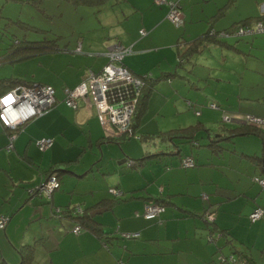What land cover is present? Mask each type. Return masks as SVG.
Listing matches in <instances>:
<instances>
[{
  "label": "crops",
  "instance_id": "obj_1",
  "mask_svg": "<svg viewBox=\"0 0 264 264\" xmlns=\"http://www.w3.org/2000/svg\"><path fill=\"white\" fill-rule=\"evenodd\" d=\"M177 2L184 18L181 27L167 20L165 3L110 0L95 13L99 31L86 29L74 47L65 42L63 49L13 62L0 53V64L10 63L0 65V79L12 76L51 84L57 99L22 126L10 151L5 149L8 139L0 124V214L9 215L0 228V264H19V246L33 242L36 246L37 241L45 246L48 264H231L222 260L229 255L235 262L264 264V216L252 224L247 218L255 206L264 207V190L252 181L260 166L248 156L261 155L264 131L235 134L227 141L218 139V147L209 145V132L221 127L214 124L218 112L204 107L197 122L208 132L202 127L197 132L198 145L175 139L178 152L175 144L158 136L176 127L162 128L159 106L152 110L185 89L187 101L215 100L227 111L264 117V33L229 38L228 44L208 43L177 66L174 86L171 79L158 80L134 129L139 142L106 136L90 100L80 98L77 108L63 100L64 86L76 85L88 69H101L104 51L113 42L132 47L124 62L133 72L155 77L174 68L179 38L190 39L209 27L223 29L264 13V0ZM195 122L194 116L189 124ZM41 136L53 138L43 151L35 144ZM156 152L146 156L138 170L125 171V161ZM183 154H192L196 164L180 166ZM51 170L60 173V186L49 199L29 191ZM114 187L122 191L118 198L109 191ZM156 197L164 201V210L158 218H146L144 204ZM67 206L88 208L108 232L107 245L88 230L73 233L74 220L57 211ZM209 212L213 222L207 221ZM254 226L257 237L246 244L238 231ZM125 231L139 234L120 236Z\"/></svg>",
  "mask_w": 264,
  "mask_h": 264
},
{
  "label": "built area",
  "instance_id": "obj_2",
  "mask_svg": "<svg viewBox=\"0 0 264 264\" xmlns=\"http://www.w3.org/2000/svg\"><path fill=\"white\" fill-rule=\"evenodd\" d=\"M157 3L167 2L169 8L166 13L171 21L176 24L182 22V14L177 0H154ZM144 33L143 28L140 29ZM264 32V20H256L253 23L239 25L235 29V34H254ZM224 32L222 31L221 34ZM76 50L80 51V44L76 46ZM131 51L130 46L113 42L108 45L104 51L107 56V62L98 71L88 69L85 75L74 86H64V102L73 108H77L78 100L88 99L96 109L97 117L104 129L106 136L109 135H135L131 117L136 107L137 99L140 93L143 80L139 76L133 74L125 65L121 64L122 57ZM54 87L51 84L39 81H31L29 83H17L14 86L4 89L0 92V122L7 128L14 129L18 126H23L25 123L43 114L56 103ZM214 107L217 104L210 102ZM226 120H231L236 123L249 122L264 128V117L250 113H232L225 116ZM15 133L12 132L7 144L8 148L12 147V140ZM36 145L39 149L44 150L51 146L53 138L49 136H41L36 139ZM181 165L188 167L193 166L194 161L192 156L185 155L180 160ZM133 161L129 160L128 164ZM254 180L261 186H264V176H255ZM59 185L55 173H51L46 177L45 182H41L30 189L36 195H44L49 197L55 187ZM110 191L119 192L115 188H110ZM206 197V195H203ZM164 206L155 201H148L144 204L143 215L146 218H152L160 214ZM79 210V209H78ZM264 208L261 206L254 207L248 214L250 221L257 220ZM209 221L213 220V213L206 214ZM9 220L8 214H0V227H4ZM79 225H74L72 231L78 232ZM125 235H128L125 233ZM207 239H211L208 235ZM227 260L231 264H245L243 262H235L232 255L223 257L222 260Z\"/></svg>",
  "mask_w": 264,
  "mask_h": 264
},
{
  "label": "trees",
  "instance_id": "obj_3",
  "mask_svg": "<svg viewBox=\"0 0 264 264\" xmlns=\"http://www.w3.org/2000/svg\"><path fill=\"white\" fill-rule=\"evenodd\" d=\"M27 1H29L30 3H32L33 5H36V6L40 5L43 2V0H27ZM64 1L71 3L73 6H78V5L94 6V7H96L95 12H98L100 10L101 5H103L105 2L110 1V0H64ZM153 2H155V1L153 0ZM155 3H157V2H155ZM157 4H164V3H157ZM180 11H181V7H180ZM166 18L176 27H181L184 24L183 15H182V22L179 24L174 23L168 17H166ZM258 19L264 20V13H261V14L255 15V16L245 17L241 20H238V21L232 23L230 26L223 28V29H214L212 27H209L206 29V31H204V32L200 33L199 35L192 37L190 39L179 38V40L175 43L176 48H177V61H176V64L174 65V68L172 70H168V71H161L155 77H153L150 72H144V73L133 72L124 62V57L127 54H129L131 51L126 53L121 59V64L125 65L133 74L139 76L143 80V85L141 86V89H140V93H139V96L137 99L136 107H135L134 112H133L132 117H131V125L133 128V131L135 129V126L137 125V121H138L139 117L143 114V112L146 109L148 97H149V95H150V93L154 87V84L158 80H161V79L169 80L170 77L177 75L178 74L177 66H182L184 62L190 61L191 56L194 55L195 53H200L208 43L217 42V43H221V44H228L227 40L229 38L237 39V38H242L243 36H254V35H257L259 33H264V32H258V33H254V34H235V29L239 25L250 24V23L255 22ZM222 31L224 32L223 34H221ZM145 32H146V30H145ZM144 33H141V34H144ZM60 37H61V35L57 34V35H54L53 37H50V38L44 37L41 39H33V40H29V39L28 40H26V39L16 40V41L14 40L9 45V47L6 49V51H3L2 54H5V58H7L8 61L13 62L16 60L24 59V58H27L29 56L44 53V52H54V51L63 49L65 46V43L61 44L58 41L60 39ZM131 50H132V47H131ZM0 60H1V58H0ZM107 60H108V58L106 56L105 63L107 62ZM93 71H96V70H93ZM31 81L32 80L29 81V80H24V79L12 77V76L3 77L0 79V88H3V89H1V91H2L4 89H7V88L14 86L17 83H29ZM43 83H45V82H43ZM210 102H214L215 104H217V107L222 108L224 111L227 110L226 108L221 106L215 100H211ZM187 104L189 106L194 107V101L193 100L189 99L187 101ZM195 113L198 115L199 114L198 110L195 109ZM243 113H246V112H243ZM250 114H253V113H250ZM254 115H257V114H254ZM258 116H260V115H258ZM0 124L4 128V131L6 132L7 139H8V141L5 145V149L7 151H10L14 148V139H15L18 131L22 128V126H18L14 129H10V128H7L6 126H4L1 122H0ZM227 124H229V123H226L225 120L223 121V119H222L220 121V123H218V126L221 127V128L219 127L220 128L219 131L214 132V133L209 132V134H208V137H209L208 144L209 145H216L218 147V146H220V144L218 143L219 142L218 139H220V140L225 139L227 141L228 139L230 140L231 137L235 134H246V133H252V132L253 133L254 132L259 133V132L264 131V128H261L257 125H253L249 122H240V123L233 122V123L229 124V125H231V128L225 127V125L227 126ZM201 127L203 128V125L200 121H198V122H195L193 124L186 125V126L176 127V128H171V129L166 130V131H161L158 133V136L164 141L170 140L172 142V144H175L176 151L178 150V152H179V146H178L175 139H180L183 142L189 141L193 145H198L199 144V142H198L199 138L197 136V132L201 129ZM203 129H204V131H207V132L209 130L206 128H203ZM224 130H228V132L226 131L227 132L226 133ZM12 132L15 133V137L12 140V147L8 148L7 144L9 142V137H10V134ZM134 134H135V131H134ZM121 136L126 137V138H131L133 136H136L137 138L140 137V136L138 137V135H126V134H122ZM217 147L215 148L216 150L219 149ZM37 148H38V146H37ZM39 150L43 151L41 149H39ZM151 154H157L158 155L159 152L149 153V154L147 153L145 155H142L141 157H137V158L132 159L133 160L132 164L129 165L125 161L123 165L127 168H133V167L139 166L142 163V161L144 160V158L148 155H151ZM185 155L192 156L193 161H194V165L196 164V161H195L192 154H183L180 157V160ZM248 156L256 159L259 166H260V170H259L260 172L254 173L252 175V181L257 183L260 187H264V186H261L258 182H256L254 180L255 176H264V150H262V153L260 156L259 155L258 156L257 155H252V156L248 155ZM179 164H180V166H182L181 162H179ZM183 167H185V166H183ZM188 167H190V166H188ZM96 168L98 169L99 166H97ZM51 173L56 174V177H57L58 182H59V185L53 189V191H55L60 186V178H59L60 173H58L56 170H51L48 172V175H50ZM114 188L117 189L119 192L114 193L110 190L109 191L115 197H117V198L120 197L122 195V191L117 187H114ZM53 191L51 192L49 197H46L44 195H40V197H45V198L49 199L51 197ZM148 201H155L157 203L162 204L163 206L165 205L164 201L158 197L147 200L146 202H148ZM257 206H260V205H257ZM262 208H264V207H262ZM57 211H58V213L61 212V215H62V213H66L67 215L71 216V218L74 220L73 225L77 224L80 226V229L78 232H80L83 229L88 230L91 233H93L94 235H96L98 238L102 239V242L104 243V245H107V236H108L107 234H108V232L99 223H97L93 219L92 216L89 215V209L88 208H85V209L80 208L78 210L76 207H68L67 206L64 209H62V210L59 209ZM161 212H160V214H161ZM3 214H6V213H3ZM160 214H158L157 216L152 217V218H158ZM248 214H247V216H248ZM262 216H264V213H262V215L258 219H260ZM207 221H208V219H207ZM213 221L214 220H211L209 222H213ZM251 222H254V221H251ZM0 228H2V227H0ZM72 232L77 233L74 231H72ZM125 233H127L128 235H125ZM138 234H139V232H137V231H125L124 233L120 234V236L125 237V238H131V237L138 236ZM35 247H36L35 242L23 243L19 246V248H18V252L20 255L19 264H30L34 260Z\"/></svg>",
  "mask_w": 264,
  "mask_h": 264
},
{
  "label": "rangeland",
  "instance_id": "obj_4",
  "mask_svg": "<svg viewBox=\"0 0 264 264\" xmlns=\"http://www.w3.org/2000/svg\"><path fill=\"white\" fill-rule=\"evenodd\" d=\"M164 5L168 10V3L165 2ZM95 9L96 7L88 5L73 6L71 3L64 0H43V2L38 6L33 5L27 0H0V53L6 51L14 40H33L44 37L50 38L57 34L61 35L58 40L61 44L69 42L68 46L74 47L77 37L80 34H83L86 29H90L89 31L97 30L98 18L95 14ZM98 31L99 30L96 32ZM4 64L10 65V63L7 62H4ZM198 68L200 69L203 67L200 66ZM170 79L172 80L169 81L172 82L170 85L174 86L177 81V75H174ZM187 85H190V83H187ZM187 89H190V87L188 86ZM175 94L176 96L170 97L162 103L159 101L160 104L158 103L152 107V110H156V107L159 106L158 108L160 109V113L157 115V118L162 128L167 129L188 125L194 120V116L197 122V120H200L199 116L201 112L206 110L204 107H208L210 109L213 108V111L218 112L214 118V124L217 126L222 119L223 121L225 120L226 123H233V121L225 119V116L230 115L233 112L227 110L224 111L220 107L212 106L210 104V99H207L204 102L194 101L193 107L187 104L186 97L188 96L186 95L185 89H183L182 94H177V92ZM179 103L182 106H179ZM195 109L198 110V115L195 113ZM238 113L243 114V111ZM135 135L137 134L135 133ZM131 138L137 142L141 141L136 136ZM148 143L149 141H146V144ZM133 168L138 170L139 166ZM125 171L128 172L130 170L127 168ZM261 188L264 190V187ZM134 193L138 194L137 191ZM248 222L252 224L249 218ZM256 230V226H254L253 229L243 227L242 229H239L238 234L241 238L247 241L246 244H251L253 236L257 237ZM37 242L38 243L35 247V260L30 264H48L46 263L45 246H43L41 241ZM255 246L258 245L255 244ZM252 247L254 248L253 245Z\"/></svg>",
  "mask_w": 264,
  "mask_h": 264
},
{
  "label": "water",
  "instance_id": "obj_5",
  "mask_svg": "<svg viewBox=\"0 0 264 264\" xmlns=\"http://www.w3.org/2000/svg\"><path fill=\"white\" fill-rule=\"evenodd\" d=\"M45 181H46V178H44L43 181H41V182H45ZM41 182H40V183H41ZM96 210L99 211V209H96ZM93 213H94V211L92 212V214H93Z\"/></svg>",
  "mask_w": 264,
  "mask_h": 264
}]
</instances>
